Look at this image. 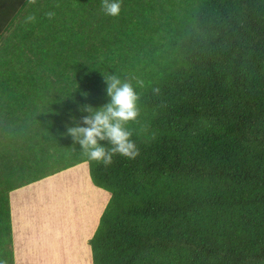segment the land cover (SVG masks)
Segmentation results:
<instances>
[{"label": "trees", "instance_id": "1", "mask_svg": "<svg viewBox=\"0 0 264 264\" xmlns=\"http://www.w3.org/2000/svg\"><path fill=\"white\" fill-rule=\"evenodd\" d=\"M47 2L0 71V260L10 193L86 163L109 194L91 264H264V0H121L116 18ZM108 75L139 95V154L105 167L67 128L108 102Z\"/></svg>", "mask_w": 264, "mask_h": 264}, {"label": "crops", "instance_id": "2", "mask_svg": "<svg viewBox=\"0 0 264 264\" xmlns=\"http://www.w3.org/2000/svg\"><path fill=\"white\" fill-rule=\"evenodd\" d=\"M47 3V0H37L31 5L28 0H0V71L5 68L7 40L13 41V35H37L36 21L26 24L24 20L32 14L37 20L38 14L41 16L46 11ZM85 169L87 164L81 163L57 173L61 176L70 173L73 177L70 182L64 178V211L61 212L59 206L56 218L48 208L49 203L47 207L42 191L55 181L57 174L10 193L15 264H56V259L57 264H70L76 260V264H86L91 261L88 241L105 206L96 215L82 208L88 201L94 203L93 210L97 208L90 196L96 192L100 194L77 174L78 170L83 172Z\"/></svg>", "mask_w": 264, "mask_h": 264}, {"label": "clouds", "instance_id": "3", "mask_svg": "<svg viewBox=\"0 0 264 264\" xmlns=\"http://www.w3.org/2000/svg\"><path fill=\"white\" fill-rule=\"evenodd\" d=\"M36 2L28 0L31 5ZM100 7L105 16L116 18L121 12V0H101ZM54 15V12L46 13L49 20ZM35 21L36 16L32 14L25 17L24 23ZM103 81L108 102L97 108L84 105L80 110L87 115L82 116L79 124L68 127L67 135L80 146L90 162L107 167L113 163L114 156L134 159L139 154L136 143L131 139V131L125 127L139 115V95L130 81H122L116 75L103 77ZM137 86L143 87V81L137 80ZM83 95L86 97L87 93ZM0 264H6V261L0 260Z\"/></svg>", "mask_w": 264, "mask_h": 264}, {"label": "rangeland", "instance_id": "4", "mask_svg": "<svg viewBox=\"0 0 264 264\" xmlns=\"http://www.w3.org/2000/svg\"><path fill=\"white\" fill-rule=\"evenodd\" d=\"M77 174H80L85 182L89 185H91V187L96 188L95 186H93L89 180V175H88V171L85 169L83 172L82 171H77ZM73 175L72 174H66L65 176H61L59 174L56 175L55 181L50 182L48 185H46L43 188L42 193L44 194V197L46 199L47 202V207H48V203H49V207L51 208V213L55 214V218L57 217L58 213H55L56 211H58V208L60 206L61 212L64 211V192H63V186H64V178L66 180H68L69 182L72 180ZM36 187V186H35ZM100 191V194L96 192V194H92V196H90L91 199H93L95 201V206H97V208H92L93 206V202H89L84 203L83 205V209L86 211H89L91 213H93L94 215H96L98 212H100L102 210V208L105 206L106 202L108 201L109 198V194L99 188H96ZM75 228L77 227L76 224H74ZM77 261V260H76ZM76 261H71L70 264H76ZM58 259L55 260V263L57 264ZM59 264H66L65 262H59ZM86 264H91V261Z\"/></svg>", "mask_w": 264, "mask_h": 264}]
</instances>
